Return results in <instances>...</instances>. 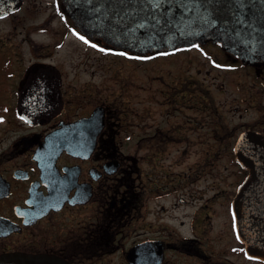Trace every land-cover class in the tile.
<instances>
[{
  "label": "flooded vegetation",
  "instance_id": "af4514ba",
  "mask_svg": "<svg viewBox=\"0 0 264 264\" xmlns=\"http://www.w3.org/2000/svg\"><path fill=\"white\" fill-rule=\"evenodd\" d=\"M41 11L57 22L54 51L70 37L76 56L25 61L39 47L15 30L43 28L25 19ZM19 13L0 37V255L264 264L246 256L233 217L249 174L236 143L264 139V53L239 56L208 36L117 46L81 28L64 0H22L4 18Z\"/></svg>",
  "mask_w": 264,
  "mask_h": 264
},
{
  "label": "water",
  "instance_id": "95a60500",
  "mask_svg": "<svg viewBox=\"0 0 264 264\" xmlns=\"http://www.w3.org/2000/svg\"><path fill=\"white\" fill-rule=\"evenodd\" d=\"M22 0H0V18L19 8ZM78 25L117 46H174L209 36L239 56L264 53V0H64ZM52 68L37 64L31 67ZM34 110V109H32ZM27 120L40 114L24 108ZM58 152L68 143L55 145ZM235 154L249 174L234 203V231L252 260L264 262V139L242 134ZM0 264H70L49 254L10 252Z\"/></svg>",
  "mask_w": 264,
  "mask_h": 264
},
{
  "label": "rangeland",
  "instance_id": "374dc122",
  "mask_svg": "<svg viewBox=\"0 0 264 264\" xmlns=\"http://www.w3.org/2000/svg\"><path fill=\"white\" fill-rule=\"evenodd\" d=\"M20 13L17 15H14L13 17H7L4 19L0 20V37H4L6 36L9 31L12 30V20L13 18H19ZM25 17V15H24ZM47 17V12L45 11H41V12H36V13H27V17H25V19L27 20V22H33L35 23L34 25H38V24H42L45 25L43 26V28H38V31L35 32L34 31V27H26V28H22L20 26V28H17L15 30V33L17 35H26V36H30L32 38V40L37 43L39 49L37 51H35V55L32 54L31 52L29 53L28 48L26 47L23 51H24V59L25 61H30L32 60L36 55L44 57V58H54L56 53L59 54H64V53H71L72 51L75 52V56L77 55V53H79L81 51L80 49V45L77 44L74 40H72L70 37H68V39L66 40L65 44L62 46V48H60L59 50L54 51L53 49V45L55 44V39H54V35L53 32L56 28L57 22L55 19H50V21L45 24V22H43L44 20H46ZM19 31L21 32L19 34ZM108 64L110 63V60L108 59ZM133 66V64L131 62H128L126 60H122L121 59V68L123 69H130ZM156 66V65H155ZM178 66V65H177Z\"/></svg>",
  "mask_w": 264,
  "mask_h": 264
}]
</instances>
